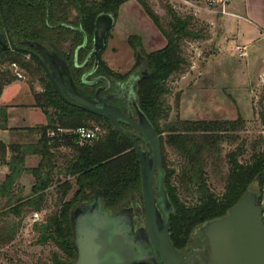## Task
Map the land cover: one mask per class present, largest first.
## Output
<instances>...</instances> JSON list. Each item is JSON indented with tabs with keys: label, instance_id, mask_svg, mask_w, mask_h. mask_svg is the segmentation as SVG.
Wrapping results in <instances>:
<instances>
[{
	"label": "trees",
	"instance_id": "1",
	"mask_svg": "<svg viewBox=\"0 0 264 264\" xmlns=\"http://www.w3.org/2000/svg\"><path fill=\"white\" fill-rule=\"evenodd\" d=\"M128 1L0 0V32L4 33L6 27L13 43L28 49L32 48L24 44H68L69 53L60 54L69 64L74 82L81 88L84 86L80 82L81 75L93 63L91 58L83 68L73 65L74 50L82 43L83 33L87 42L77 53V64L84 60L91 49L96 17L101 13H110L116 18L120 6ZM135 1L165 39L163 48L149 53L144 51L137 36L128 38V43L132 48L137 47L146 60L148 73L137 82V107L158 137L164 189L172 208L170 240L176 249H182L194 229L224 217L248 191L257 194V205L264 213V137L252 146L249 160L242 162L243 146L221 155V145L235 143L233 133L243 127L240 117L234 121H206L182 120L176 116L174 120L166 122L170 110L165 102V95L168 94L166 82L171 76L182 74L188 66L183 46L186 42L205 40L208 36L204 27L192 16H180L167 4L164 9L168 21L164 24L146 0ZM12 63L42 86L43 91L35 93L33 98L34 106L42 111L46 122L34 127L16 128L19 132L36 136L32 144L6 145L0 140V166L8 167L7 174L0 182V194L8 197L7 204H10L16 180L23 173H28L34 178L30 195L18 197L15 206L10 204L9 213L19 216L25 209L39 211L45 202L44 191L50 185L55 170L53 151L60 148L69 150L72 157L62 170L72 181L65 180L56 186L58 199L55 209L42 223L34 224V229L39 243L49 242L58 250L49 261L41 264H72L75 250L69 215L71 207L78 201H87L96 191L100 192L102 202L109 206L129 195L138 196L142 201L138 156L131 142L113 129L108 120L63 102L38 61L31 56L26 59V54L22 52L0 48V96L4 86L15 80L9 67ZM138 64L137 60L134 69ZM96 70L100 75L115 80H124L130 74L112 72L100 58ZM175 105L177 108V100ZM8 118L6 107L0 106V131L8 129ZM261 121L264 129L263 115ZM88 122L99 125L104 133L91 144L79 146L68 131L77 127L89 128ZM8 130L15 131L13 128ZM162 133H165L164 138H161ZM163 145L177 156L180 162L178 172L166 166ZM8 151L11 157L7 160ZM27 155L40 158L36 167L23 166ZM221 163L225 164L226 172L222 193L216 196L208 186L207 177L210 170L214 172ZM178 188L185 192L193 190L195 201L191 204L182 201ZM68 195L70 198L66 201ZM15 228L6 227L8 240L13 238Z\"/></svg>",
	"mask_w": 264,
	"mask_h": 264
},
{
	"label": "rangeland",
	"instance_id": "2",
	"mask_svg": "<svg viewBox=\"0 0 264 264\" xmlns=\"http://www.w3.org/2000/svg\"><path fill=\"white\" fill-rule=\"evenodd\" d=\"M146 1L164 24L168 21L164 9L167 4L180 16H192L204 27L208 36L205 40L186 42L183 46V55L188 66L182 74L171 76L166 82L168 94L165 95V102L170 108L166 122L174 120L176 116L182 120L206 121H234L240 117L244 123L243 127L233 133L235 143L221 145V155L237 146H243L241 161H248L252 146L264 137L261 121V116H264V29L259 30L251 18L242 19L246 17L242 14L224 19L228 21L223 24L220 19L227 14V5L231 0ZM246 1L253 3V0ZM223 8L226 14L223 13ZM107 35L100 59L112 72L121 75L132 74L139 68L138 64L134 69L137 53L140 51L137 47L132 48L129 45L128 38L131 36L138 37L147 53L165 46V39L135 0L120 6ZM23 73V82L28 87L30 96L41 93L42 86L25 71ZM15 90L17 91L15 86L6 88L4 95ZM15 101L16 103L12 104L20 106L17 113L23 115L24 119L20 123L15 122L16 118L10 121V125L15 129L13 132H19L16 128L28 125L34 127L45 121V116L39 109L29 110L23 106L31 101L33 103L31 97L20 94ZM48 111L52 112L51 109ZM88 124L92 129H99L97 136L104 133L99 125L93 122ZM17 135L14 141L16 144H32L37 139L36 136L22 131ZM164 135L165 133H162L161 138H164ZM163 155L166 166L178 172L180 162L166 145H163ZM71 157L69 150L60 148L53 151L55 170L50 185L44 191L45 202L39 211L25 209L19 216L9 213V208L17 204L18 197L25 198L30 195L34 178L28 173H23L16 180L11 192V206L7 204L8 197L0 194V264H41L49 261L53 253H58L51 243L42 244L37 241L34 224L42 223L55 209L58 199L56 186L65 180L72 181L62 170ZM39 159L38 156H28L24 158L23 166L34 168ZM225 172V164L221 163L214 172L210 170L208 174V186L216 196L222 193ZM3 179L4 175L0 170V182ZM180 188L178 193L181 200L187 204L193 203V190L185 192ZM69 198L68 195L66 201ZM33 213H37L36 219L32 218ZM7 226L16 227L10 240L7 237Z\"/></svg>",
	"mask_w": 264,
	"mask_h": 264
},
{
	"label": "water",
	"instance_id": "3",
	"mask_svg": "<svg viewBox=\"0 0 264 264\" xmlns=\"http://www.w3.org/2000/svg\"><path fill=\"white\" fill-rule=\"evenodd\" d=\"M114 20L110 13H101L96 17L91 49L80 64H77V53L86 45L84 33L82 43L74 50L73 65L76 68H83L93 58L92 66L80 78L84 86L103 83L93 95L76 85L69 65L59 56L58 52L62 47L63 52L69 53V45L26 43L24 45L33 50L17 47L4 27V33L0 32V48L22 52L35 58L63 102L105 118L136 150L147 232H134L131 216L128 214L109 216L101 210L102 198L100 192L96 191L95 196L89 198L87 203L70 212L72 245L75 250L72 264H156L155 258L158 264L188 263V256L184 259L169 240L168 224L172 208L164 189L161 148L155 130L136 106L135 122L109 105L112 98L103 102L100 93L109 84L105 77L96 76L91 81L87 80L98 67L99 53L105 47V39ZM78 31L82 32L81 29ZM137 60L139 68L131 74V81L140 80L148 73L146 60L140 52L137 53ZM122 125L131 127L136 133L125 131ZM201 231L208 240L209 256L206 264H264V221L262 209L257 205L256 193L246 192L224 217L207 222L201 227Z\"/></svg>",
	"mask_w": 264,
	"mask_h": 264
},
{
	"label": "flooded vegetation",
	"instance_id": "4",
	"mask_svg": "<svg viewBox=\"0 0 264 264\" xmlns=\"http://www.w3.org/2000/svg\"><path fill=\"white\" fill-rule=\"evenodd\" d=\"M60 52H63L62 49H60L58 52L59 56L63 61L67 62L64 58H62ZM90 67L87 66L86 69H89ZM69 70H70V67H69ZM84 71L86 70L84 69ZM96 76L105 77L109 83L108 88L104 92L100 93V98L103 100V102H106V100H108L109 98H112L109 105L119 109L126 116L130 117L131 120L136 122L137 116L135 112V106L137 107V82L138 80L131 81L130 80L131 74L124 80H115L113 78L100 75L97 70L92 76L88 77L87 80L91 81ZM102 85L103 83L100 82L93 86H82L81 88L84 89L89 95H93L94 91L98 87H102ZM118 90H120V92H117ZM122 127L125 131H128L132 134L136 133L129 126L122 125ZM138 143L141 147H143L141 142H138ZM94 196H95V193L92 196H90V198ZM87 202L88 200L78 201L71 207V209L79 207ZM71 209L69 211V215H70ZM101 210L105 211L109 216L110 214L111 215L112 214H124V215L128 214L131 216V223H132L134 232H137L139 230H144L147 232V224H146V219L144 217L143 204H142V201H140V199L138 198V196L129 195V197L123 199L117 204L110 205V206L102 203ZM162 220L163 218H161V221ZM202 226L194 229V231L191 233V236H190V239L187 245L184 248L176 249L170 240L169 224H168L169 240L172 246L174 247V249H176L178 252H180L183 255L184 259L188 256V263H181V264H206L208 256H209V248L207 246L208 240L203 236V233L201 231ZM155 261H156V264H158L157 258H155ZM133 264H136V263H133ZM146 264H152V263H146Z\"/></svg>",
	"mask_w": 264,
	"mask_h": 264
},
{
	"label": "crops",
	"instance_id": "5",
	"mask_svg": "<svg viewBox=\"0 0 264 264\" xmlns=\"http://www.w3.org/2000/svg\"><path fill=\"white\" fill-rule=\"evenodd\" d=\"M227 8H228L227 14L222 16L220 19V21L223 24L228 21V20L225 21L224 19L226 18L228 19V17H236V15L242 14V15H245L246 17L242 18L238 16V18H242V19L251 18L259 30L264 29V0H253L252 4H250L246 0H231V2L227 5ZM12 86L17 87V91L15 90V92L13 91L7 95H4V90ZM20 94L28 95L33 100V103L31 101L28 105L26 104L23 105L26 109H29V110L39 109L34 106L33 94L30 96V94L28 93V87L23 81H12L11 83L7 84L6 86H4L2 90V94L0 96V106L6 107V110L9 116L8 129L12 128V126L10 125L11 120L14 121V119L16 118L15 122L20 123L24 119L23 115H20L17 113V109H19L20 106L19 105L14 106L12 104L13 102L16 103L15 98ZM39 111L41 110L39 109ZM14 114H16L18 117H16ZM45 122L46 120L40 124H45ZM21 124L25 125L24 123H21ZM27 127H30V125L19 127V128H27ZM8 129L0 131V140H2L6 145L16 144L14 142L16 140L15 136L19 132L9 131ZM28 156L37 158V156L35 155H27L26 157ZM10 157H11V153L8 151L6 155V159L8 160ZM0 170H2L3 175L5 176V174H7L8 172V167L5 165H2L0 166Z\"/></svg>",
	"mask_w": 264,
	"mask_h": 264
},
{
	"label": "built area",
	"instance_id": "6",
	"mask_svg": "<svg viewBox=\"0 0 264 264\" xmlns=\"http://www.w3.org/2000/svg\"><path fill=\"white\" fill-rule=\"evenodd\" d=\"M206 1H209V0H206ZM223 13L226 14L225 9ZM26 57L29 58L28 55H26ZM9 67H10V70L13 76L15 77V81H23L25 79L24 73L18 67V65H16L15 63H12L10 64ZM98 130H99L98 128L91 129L88 127H77L73 130L68 131V133L72 134V136L76 138V143L79 146H83L86 144H91L92 142L98 139L97 137V133L99 132ZM50 135L52 136L53 133H50ZM37 216H38L37 213L32 214L33 219H36ZM262 219L264 220V213H262Z\"/></svg>",
	"mask_w": 264,
	"mask_h": 264
}]
</instances>
